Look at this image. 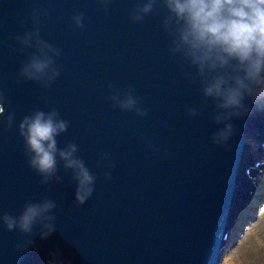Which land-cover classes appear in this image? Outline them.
<instances>
[{"label": "water", "instance_id": "1", "mask_svg": "<svg viewBox=\"0 0 264 264\" xmlns=\"http://www.w3.org/2000/svg\"><path fill=\"white\" fill-rule=\"evenodd\" d=\"M140 2L111 0L106 14L98 0H0V91L5 115L15 113L11 128L0 127V212L17 216L46 198L58 204L56 230L41 239L35 226L23 251L15 245L25 235L0 226V264H47L52 253L62 264H222L263 170L264 109L253 105L233 118L230 151L214 145L211 133L223 125L212 121L214 105L204 102L195 68L169 52L167 10L158 4L133 22L129 14ZM34 8L48 9L40 34L61 50L60 75L48 87L18 76L35 49L22 51L15 37L33 29ZM76 13L82 28L72 21ZM129 87L146 116L112 106L110 96ZM53 107L69 122L58 147L76 143L96 177L83 205L62 162L63 179L47 185L27 163L19 122ZM104 152L111 158L97 166Z\"/></svg>", "mask_w": 264, "mask_h": 264}, {"label": "clouds", "instance_id": "2", "mask_svg": "<svg viewBox=\"0 0 264 264\" xmlns=\"http://www.w3.org/2000/svg\"><path fill=\"white\" fill-rule=\"evenodd\" d=\"M98 2L107 14L111 0ZM158 4L167 10L162 24L171 38L169 52L179 54L184 62L195 68L204 102L211 99L214 105L212 121L223 125L211 133V142L230 151L229 140L236 131L231 122L233 118L246 117L252 112L253 105L264 109V0H141L129 18L133 22H143ZM47 15L48 9L34 8L31 12L33 29L15 37L23 46L22 51L35 49L22 64L18 76L45 87L60 75L55 57L61 55L60 49L41 37V17ZM72 21L82 28L83 14H74ZM107 86L113 87L111 82ZM245 98L249 103H245ZM110 99L114 108L135 112L140 117L147 115V109L140 106L131 87L122 94H112ZM7 102L0 91V127L5 130L11 128L15 120L14 112L5 115ZM187 111L189 115H198L195 107H189ZM68 126L69 122L60 118L55 107L47 112L37 108L21 119L18 132L24 141L27 163L41 177L40 184L47 185L53 178L60 182L63 178L57 173L58 163L62 162L65 170H71L76 183L74 200L77 205H83L93 193L96 177L76 155L79 150L76 143L68 142L64 147H58L56 138L65 133ZM110 158V153H101L97 166ZM105 175L110 176L109 173ZM57 207L55 200L47 198L26 203L17 216L0 212V226L25 235L26 239L15 245L17 250L23 251L32 244L28 237L35 226L41 229V239L56 230L54 210ZM51 256L47 264H62L57 253Z\"/></svg>", "mask_w": 264, "mask_h": 264}, {"label": "rangeland", "instance_id": "3", "mask_svg": "<svg viewBox=\"0 0 264 264\" xmlns=\"http://www.w3.org/2000/svg\"><path fill=\"white\" fill-rule=\"evenodd\" d=\"M254 171L252 168L251 172ZM259 178L255 196L242 210L231 232L222 264H264V170Z\"/></svg>", "mask_w": 264, "mask_h": 264}, {"label": "bare ground", "instance_id": "4", "mask_svg": "<svg viewBox=\"0 0 264 264\" xmlns=\"http://www.w3.org/2000/svg\"><path fill=\"white\" fill-rule=\"evenodd\" d=\"M263 170H264V167H263ZM263 170L261 172H263Z\"/></svg>", "mask_w": 264, "mask_h": 264}]
</instances>
